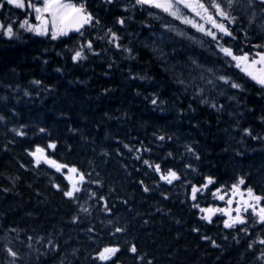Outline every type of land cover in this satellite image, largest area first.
Listing matches in <instances>:
<instances>
[{
	"label": "trees",
	"instance_id": "16d2710c",
	"mask_svg": "<svg viewBox=\"0 0 264 264\" xmlns=\"http://www.w3.org/2000/svg\"><path fill=\"white\" fill-rule=\"evenodd\" d=\"M105 9L97 6V20ZM135 12L126 29L102 18L101 32L91 24L83 34L53 40L20 28L26 11L0 0V22L15 33H0V264H264V224L250 217L225 228L227 216L218 212L209 223L199 210L223 208L212 193H226L241 178V189L264 197V88L235 70L212 41L215 54L177 40L242 86L239 94L224 93L237 110L203 102L196 79L165 68L139 40L143 32L131 24L143 11ZM225 25L232 33L237 28ZM113 33L119 47L109 42ZM81 35L92 49L85 44V58L74 62ZM249 35L228 42L218 33L221 44L242 53ZM37 147L84 174L76 199L63 194L67 167L37 165L29 155ZM145 160L180 179L162 181ZM209 177L214 183L201 188ZM193 186L201 188L195 201ZM104 247L120 251L102 262L96 257Z\"/></svg>",
	"mask_w": 264,
	"mask_h": 264
},
{
	"label": "snow or ice",
	"instance_id": "6c2138e0",
	"mask_svg": "<svg viewBox=\"0 0 264 264\" xmlns=\"http://www.w3.org/2000/svg\"><path fill=\"white\" fill-rule=\"evenodd\" d=\"M108 3H112V0H107ZM252 0H249L251 3ZM261 4H264V0H259ZM6 3L12 5L18 9H25L24 0H6ZM225 0H135V4L139 6H146L151 8H156L167 15L173 17L174 19L180 20L181 23L186 25H190L195 28L197 31L201 32L203 35L211 37L212 40L216 41L218 50L225 57L229 58L234 66L239 69L245 76H247L251 81L257 84L259 87L264 88V52L256 53L254 56L248 53L236 54L232 48L225 47L220 44L219 39L217 38L216 33H220L223 36H233L232 31L222 22L227 21L228 24H233L236 21V17L231 15L228 11V8H231L233 0H226L227 8L224 7ZM27 8L32 9L36 13L35 19L39 22L36 25L31 24L27 19L20 24V28L25 29L26 31L33 32L36 35H51V39L56 40L61 36H67L70 31H75L81 33V29H83L86 25H91L93 22V16L87 11L83 4H75V3H66L65 0H43L42 6H36L35 4L29 2L27 3ZM187 9L190 11L194 17H199L206 24H210L211 28L206 29L204 24L197 23L193 19L188 18L181 9ZM219 17V20L216 19ZM121 25L124 24V20L121 19L118 21ZM98 23V21H97ZM51 25V27H49ZM0 29H2V34L11 39L15 35L13 27L8 25L5 27L3 24H0ZM215 29V32L212 31ZM183 34V33H181ZM119 37H117L114 33L112 34L110 43L113 41H118ZM119 47V45H116ZM84 47L88 49H92V43L88 42ZM255 47H264L261 45H256ZM83 47L76 51L73 55L72 59L74 62L84 59ZM218 79L223 81L225 84H229L231 88L240 90L242 86L239 83L230 82L227 77L219 76ZM211 83V81H209ZM38 83V82H34ZM152 103H156V100H153ZM43 131V129H41ZM17 135H23L22 132L17 131ZM246 134H250L246 130ZM159 139L163 140L164 137L160 136ZM49 148L54 149L55 144H49ZM127 147V145L125 146ZM191 151V149H188ZM129 151H132L129 148ZM139 151V149H137ZM29 155L33 156L37 165L40 164L41 159L44 160L45 163L54 167L57 172H61L63 168L67 167L68 173L73 175L66 176L71 185V187L67 190L63 191V194L66 198L76 199V193L81 191V188L78 186L85 182V176L83 173H80L75 167H68L67 165L58 164L55 161L48 159L44 156V149L37 147L34 152H30ZM140 159L139 156L136 157ZM144 163L149 165V167H154V170L158 175H160V179L168 184H172L173 181L179 180L180 177L177 175L175 171L168 170L166 174H164L161 170L159 164L151 165L149 161L145 160ZM78 176V179L75 177ZM214 180L212 178H207V183L201 186L203 189H208V186L213 184ZM245 183L244 179L241 178L237 184L232 186L231 192L233 195L239 194L242 199L237 202V207L235 209L231 208L233 203L232 199H228L225 201L229 205L227 209H216V208H200L199 210L206 215L202 216L201 219L211 222V217L216 212H220L223 215L227 216L228 219L224 221L225 228H233L236 225L246 224L247 218L245 217V213H250L251 216L255 217V223L264 224V205H262V201H264V197L256 195L251 188L247 189L246 196L247 199H243L245 193L241 191L240 185ZM58 190H60L59 186H56ZM201 188L196 186L192 187V199L196 200V194L201 191ZM145 191H148L145 188ZM222 190L217 189L212 194L219 200H225L226 194H221ZM195 207H199L198 205H194ZM107 208V206H105ZM83 211L87 212L86 208ZM235 212L236 215L233 216L232 212ZM247 231V229H243ZM91 231V229H90ZM117 233L122 232L123 229L117 227L115 230ZM207 239V238H206ZM260 244H264V239L259 240ZM215 246V244H214ZM251 247V245H249ZM120 249L118 247H104L101 250L96 259L106 262L110 260L116 253H118ZM132 253H136L137 249L135 246L130 248ZM9 255L15 258L16 253L11 249L8 250Z\"/></svg>",
	"mask_w": 264,
	"mask_h": 264
},
{
	"label": "rangeland",
	"instance_id": "374dc122",
	"mask_svg": "<svg viewBox=\"0 0 264 264\" xmlns=\"http://www.w3.org/2000/svg\"><path fill=\"white\" fill-rule=\"evenodd\" d=\"M2 1L3 4L15 8L12 5L7 4L6 0H2ZM79 1H80L79 4H83V5L86 4L85 0H79ZM24 2H25V9H20V10L23 12L26 11V18L21 20L20 24L23 23L25 19H27L33 25L38 24L39 22L35 19L36 13L32 9L27 8V3L31 2L36 6H42L43 0H24ZM65 2L75 3L74 0H65ZM100 5H102L106 9L102 13L98 14L99 15L98 17L100 19L98 18L97 20L96 18L97 13L95 10L97 6ZM144 7L136 5L135 0H112V3H108L107 0H95L94 5L85 8L93 16L94 19L92 24H95L97 26L98 32H101L99 28L103 25L102 18L110 22V27L112 29L115 28L126 29L129 27L132 14L135 11L139 12L140 10H142L143 13L139 14L140 15L139 20L141 21L134 22L131 24V26H133V28L136 29L138 35L140 32H143V35L139 40H142L145 43V46L163 64V66L165 68L168 67L170 70H173V72L177 70V72H180L181 74H183V71H185V75L187 76L190 75V77L193 80L196 79L195 85L198 84L197 86L199 87V95L202 98L204 97L203 102L207 103L208 101L210 105H213L215 109L219 111L225 110L226 107L230 108V106L233 110H237L234 108V106H232V100L230 94L228 93L229 95L226 96L224 93L226 91L227 92L236 91V93L239 94L241 93V91L238 89L231 88L230 83L225 84L223 83V81L218 79L219 76H224L227 77L230 80V82H235L231 77L226 75V72L228 71L227 68H223L221 70L216 69L212 63L203 62L198 57H195L192 54H188L187 49L179 45V42L177 40H183L187 43L189 42L191 45L201 50H207L209 51V53L212 54H215L216 51H211V49L213 48L209 44V41H212L217 46L216 41L212 40L211 37L203 35L201 32L197 31L195 28L191 27L190 25L181 23L180 20L174 19L173 17L167 15L166 13H164L159 9L146 7V6ZM224 7L225 8L228 7L226 0L224 3ZM181 10L184 13V15H186L188 18L193 19L197 23L204 24L206 29L211 28L210 24H206L199 17H194L193 14L187 9L182 8ZM228 11L231 13V15L236 17L235 23L229 24L232 26L234 25L237 26V28H235V32L233 33L235 39H237L238 34L246 35L249 32V34L253 36L250 40L255 41L256 39L261 38L262 42L258 43L257 45L262 44L261 46H264L263 45L264 4H261L259 0H252L251 3H246L244 2V0H233L232 6L231 8H228ZM121 19L124 20L123 25H121L118 22ZM142 19H148L152 23L147 22L146 26H143ZM216 19L219 20V17H216ZM97 21L100 23L98 24ZM15 22L16 20L13 21V23ZM222 22L225 24L227 21H222ZM0 24L3 23L0 22ZM8 25H11L13 27V25L10 23ZM8 25L6 26L4 25V26L7 27ZM89 26L91 25H86L85 27H89ZM49 27H51V25H49ZM212 31L215 32V29H212ZM0 33H2V29H0ZM30 33L36 35L33 32ZM216 35L217 38L219 39L218 32L216 33ZM250 35L249 37H251ZM37 36H44V35H37ZM226 37H228L229 39V40L227 39L228 42H230V40L235 41L232 36H226ZM219 42L220 44L223 43L221 40H219ZM75 43H76V49L80 50L85 44L88 43V41L86 40L85 35H81L79 40ZM114 44L117 45L118 44L117 41H115ZM221 45L226 47V44H221ZM231 48L236 54H242V52H240L238 48H233V47ZM251 48H252L251 44H249L248 52H244V53H248L254 56ZM256 48L257 50L254 51L255 54L264 52V47H256ZM177 53L179 55H177ZM220 54L223 55L222 53ZM188 57L190 61L186 60V58ZM225 58L229 63H232V61L229 58L227 57ZM232 64H233L232 67H234V69L237 70V68L234 66V63ZM209 81H211V83ZM205 89H207L208 91H205ZM229 108L228 110H232ZM66 176H70V173L64 174V177ZM78 186L81 188L80 184ZM70 187L71 185L69 183V188Z\"/></svg>",
	"mask_w": 264,
	"mask_h": 264
},
{
	"label": "flooded vegetation",
	"instance_id": "af4514ba",
	"mask_svg": "<svg viewBox=\"0 0 264 264\" xmlns=\"http://www.w3.org/2000/svg\"><path fill=\"white\" fill-rule=\"evenodd\" d=\"M257 85L255 84V87H256ZM235 197V198H234ZM232 199L233 200V203H232V205H231V208L232 209H235L234 208V206L236 207L237 206V202L238 201H240L241 199H242V197L239 195V194H235L234 196H232V195H226V199ZM243 199H247V197H246V195H244V197H243ZM223 201H225V200H223ZM233 214V216H235L236 215V213L233 211L232 212ZM245 216H247V213H245L244 214Z\"/></svg>",
	"mask_w": 264,
	"mask_h": 264
},
{
	"label": "water",
	"instance_id": "95a60500",
	"mask_svg": "<svg viewBox=\"0 0 264 264\" xmlns=\"http://www.w3.org/2000/svg\"><path fill=\"white\" fill-rule=\"evenodd\" d=\"M83 29H81V31H82ZM69 34H79L78 32H75V31H70L69 32ZM41 161L42 162H44V160L43 159H41ZM45 163V162H44ZM47 164V163H46ZM49 165V164H48ZM52 167V166H51Z\"/></svg>",
	"mask_w": 264,
	"mask_h": 264
},
{
	"label": "bare ground",
	"instance_id": "6f19581e",
	"mask_svg": "<svg viewBox=\"0 0 264 264\" xmlns=\"http://www.w3.org/2000/svg\"><path fill=\"white\" fill-rule=\"evenodd\" d=\"M235 198V197H234Z\"/></svg>",
	"mask_w": 264,
	"mask_h": 264
}]
</instances>
